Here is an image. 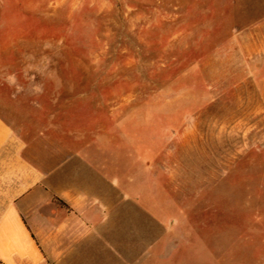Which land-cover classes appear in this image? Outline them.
I'll return each instance as SVG.
<instances>
[{
  "label": "rangeland",
  "instance_id": "1",
  "mask_svg": "<svg viewBox=\"0 0 264 264\" xmlns=\"http://www.w3.org/2000/svg\"><path fill=\"white\" fill-rule=\"evenodd\" d=\"M260 51L264 0H0V101L164 107L126 128L149 158L181 152L171 136L192 116L227 121L226 154L181 153L164 208L190 233L180 264H264Z\"/></svg>",
  "mask_w": 264,
  "mask_h": 264
},
{
  "label": "crops",
  "instance_id": "2",
  "mask_svg": "<svg viewBox=\"0 0 264 264\" xmlns=\"http://www.w3.org/2000/svg\"><path fill=\"white\" fill-rule=\"evenodd\" d=\"M37 92L14 89L0 101V264H180L190 233L164 208L178 188L181 153L183 161L191 150L203 160L213 146L226 154L227 121L192 116L171 136L181 152L149 158L131 153L126 128L164 107L102 112L82 95L20 103Z\"/></svg>",
  "mask_w": 264,
  "mask_h": 264
}]
</instances>
